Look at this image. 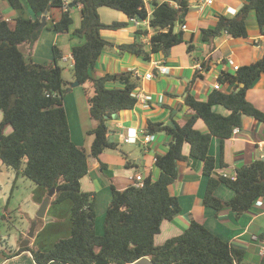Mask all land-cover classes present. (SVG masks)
I'll return each mask as SVG.
<instances>
[{
    "label": "trees",
    "instance_id": "1",
    "mask_svg": "<svg viewBox=\"0 0 264 264\" xmlns=\"http://www.w3.org/2000/svg\"><path fill=\"white\" fill-rule=\"evenodd\" d=\"M6 1L19 14L13 26L4 18L0 19V162L17 174L21 172L46 192L54 188L51 204L71 202V227L67 237L57 240L48 249L28 244L6 255L11 257L29 251L36 264L51 261L129 264L143 256L158 264H246L244 250L230 245L195 220H191L180 235L162 244H155L154 236L160 231L162 221L172 219L180 209L177 197L168 187L177 176V162L188 160L189 156L201 161L202 173L208 177L203 196L205 206L215 210L228 206L240 214L252 208L257 197L264 195L262 159L238 167L235 179H231L214 175L215 159L208 150L212 137L220 140L222 148L224 139L232 136L235 127L240 128L243 116L264 122V113L246 98L249 86L264 73V53L233 73L222 71L218 75L217 81L232 84V91L213 89L206 100H199L187 90L184 102L193 113L185 122H176L174 126L160 121L147 122V133L164 132L171 138L167 151L155 157L159 175L156 179L145 177L139 186L131 183L118 189L111 184L103 231L98 234L94 195L81 189L80 180L88 172L89 155L98 157L104 150L118 147V143L107 136L106 122L120 110L134 107L137 100L132 92L138 82L134 71L90 76L89 70L101 51L112 46L100 31L116 30L128 24L126 21L102 22L98 8L106 6L119 10L128 19H148L149 26L155 30L149 38L150 53L167 52L183 41L182 29L174 28L185 21L187 0L154 2L149 13L144 0H69L65 7L64 0ZM71 3L74 5L70 6ZM23 4L30 8L32 17L23 14ZM75 6H80V25L73 34L83 37L84 42L71 48L72 75L79 84L90 83L92 92L87 96V103L90 116L96 120V126L88 131L93 135L88 151L71 139L62 104L68 88L62 67L58 65L61 50L55 45L52 47L53 60L49 64L27 60L23 51L24 48L26 53L33 52L42 30L38 28L41 17L52 15V10L59 11V16H50L49 28L57 34L68 32ZM251 11L264 34V0H248L234 16L220 14L213 27L201 29L202 41L210 42L222 32L232 37L245 36L246 20ZM136 34H147V31L138 30ZM120 49L148 55L143 45L136 41L122 44ZM200 67L198 71L205 70L208 64L202 62ZM110 82L121 85L108 86ZM214 106H222L229 113L216 112ZM197 119L204 122L206 131L194 127ZM6 126L11 128L8 133H4ZM184 143L189 145V156L182 152ZM220 184L234 191L231 199L224 201L215 196L214 191Z\"/></svg>",
    "mask_w": 264,
    "mask_h": 264
},
{
    "label": "crops",
    "instance_id": "2",
    "mask_svg": "<svg viewBox=\"0 0 264 264\" xmlns=\"http://www.w3.org/2000/svg\"><path fill=\"white\" fill-rule=\"evenodd\" d=\"M69 2V0H65ZM167 0H144L148 13L152 10V3H161ZM248 0H187V13L184 23L186 29L177 25L183 31V41L172 46L167 52L150 53L149 38L155 31L148 24V19L140 20L136 25L132 18L121 11L106 6L98 8L99 18L104 23L112 21H126L128 24L116 30L102 29L101 36L112 43L104 48L94 66L89 70L90 76L95 78L106 73H119L124 71H137L138 82L135 91L142 90L151 95L145 103H136L130 109L120 110L115 117L107 120V136L111 141L117 142L116 149H106L98 157L88 156V172L81 178L80 187L83 191L92 192L94 195V208L97 219L101 218L111 199V184L118 189H123L133 183L134 175L140 174L143 179L150 176L156 179L159 169L155 164L156 155L167 151L170 136L164 132L147 133L148 121L174 123L185 122L193 113L184 102L187 90L197 99L206 100L217 82L218 75L222 72L233 73V65H247L258 60L264 53V34L261 33L254 11H251L246 20V35L232 37L225 32L215 36L210 42H203L201 29L213 27L220 14L234 16L240 7ZM173 3V2H171ZM176 5V3H174ZM234 9L230 14L227 9ZM23 14L32 17L30 8L23 4ZM19 12L13 9L6 0H0V19L4 18L14 25V19ZM51 17L57 18L59 11L52 10V15L46 16V22ZM73 19L68 32L57 34L53 30L42 27V31L35 43L32 53L24 55L27 60L37 63L49 64L53 60L52 47L57 46L62 57L73 64L71 48L82 44L84 38L73 34V30L80 25V6H75L71 11ZM177 28V29H178ZM138 30L147 31V34L137 35ZM140 42L147 56L138 55L121 50L120 45ZM190 46V47H189ZM231 59L232 63L228 62ZM206 62L207 69L198 71V64ZM165 65L166 72L160 73L159 66ZM147 72H153V77H147ZM198 72L200 76H198ZM74 81V79L72 80ZM120 83L110 82L108 86H118ZM68 88L62 98L70 128L71 139L78 146L89 150L93 135L88 131L96 126L89 113L87 96L92 92L90 83L79 84ZM222 91H232L230 83H220ZM246 98L255 107L264 113V73H261L246 91ZM214 110L223 115L229 113L222 106H214ZM0 111V120H1ZM194 127L206 131L207 127L201 119H197ZM128 128L136 131V142L124 143L122 135ZM238 134L224 139L222 148L220 140L212 137L209 145V154L215 159L214 175L223 173L231 176L243 164L255 159L264 161V122L250 116H243ZM6 126L4 133L10 132ZM145 134H151L149 142L143 141ZM182 152L189 156V145L184 143ZM200 160L191 158L177 162V176L169 185L171 194L177 197L179 211L172 219L162 221L160 231L154 236V243L159 245L165 240L180 235L195 220L211 232L218 235L230 245L244 250L246 264H264V216L253 206L237 214L228 206L220 210L203 204V196L208 177L202 173ZM11 170L1 165L0 175L6 178ZM9 176V177H8ZM42 188V187H41ZM216 197L226 201L233 197L234 191L224 184H220L214 191ZM46 195L42 188L38 194L39 200ZM36 196V195H35ZM38 200V201H39ZM52 197L50 198L49 208ZM70 213L71 202L64 200ZM60 207V206H56ZM54 207V208H56ZM47 211V210H46ZM38 229V224L35 227ZM65 229V227H64ZM103 231V226H102ZM40 233V232H39ZM70 229L63 236L67 237ZM102 233V232H101ZM35 234V232H34ZM34 236V235H33ZM24 237V232L22 234ZM33 238V237H32ZM32 238L29 245L32 244ZM53 246V245H52ZM51 246V247H52ZM20 246L13 247L8 253L0 249V264H36L29 251L20 252L8 257L6 254L17 250ZM48 249L46 247L38 246ZM50 247V248H51ZM48 264H62L51 261Z\"/></svg>",
    "mask_w": 264,
    "mask_h": 264
},
{
    "label": "rangeland",
    "instance_id": "3",
    "mask_svg": "<svg viewBox=\"0 0 264 264\" xmlns=\"http://www.w3.org/2000/svg\"><path fill=\"white\" fill-rule=\"evenodd\" d=\"M44 26L52 30L49 28V23L42 27ZM58 65L62 67V76L66 84L68 82L71 84L73 75L70 60L59 59ZM7 127L9 129V126ZM23 164L24 160L21 166ZM10 176L6 178L3 174L0 175V249L8 253L13 247L20 246L27 238V233L33 224L35 227L38 224V229L36 231L34 228L32 244L35 247L50 248L57 240L62 239L71 227L70 213L66 204H50L44 217L38 218L36 212L44 198L39 200L41 197H38L42 188L24 177L21 172L17 174L11 171ZM102 226L103 216L98 219L96 216L95 228L98 234H101ZM23 232L24 237H22Z\"/></svg>",
    "mask_w": 264,
    "mask_h": 264
},
{
    "label": "built area",
    "instance_id": "4",
    "mask_svg": "<svg viewBox=\"0 0 264 264\" xmlns=\"http://www.w3.org/2000/svg\"><path fill=\"white\" fill-rule=\"evenodd\" d=\"M211 0H207V3H210ZM68 2H66L65 0L63 1V4H64V7L67 5ZM227 12L230 13V14H233L235 11L234 9H231V8H228L227 9ZM132 21L138 25L140 20L136 19V18H132ZM181 28L182 29H186V24L183 23L181 25ZM62 59L66 60L67 58L66 57H62ZM228 62L229 63H232L231 59L229 58L228 59ZM238 65H233L232 64V68L233 70H237L238 69ZM198 69H201L200 67V64H198ZM158 70L160 73H165L166 72V66L165 65H162V66H159L158 67ZM134 74L136 76H139L140 74L137 72V71H134ZM146 76L147 77H153L154 76V73L153 72H147L146 73ZM213 89H220V83L217 81L213 84ZM132 95L136 98L137 100V103H145L147 100L151 99V95L142 91V90H133L132 92ZM240 131V129L238 127H235L233 129V134H238ZM136 131L133 129V128H128L127 129V132L125 134L122 135V139L121 141L124 142V143H132V142H136ZM152 139V135L151 134H145L143 136V141L144 142H149L150 140ZM155 161V159H154ZM222 176L224 177H230L231 179H235V174L231 175V176H228L227 174L223 173ZM143 181V177L142 175L140 174H136L134 175V181H133V184L135 186H139L141 185V182ZM253 206L259 211V213L261 215L264 216V195H261L259 197H257L254 202H253Z\"/></svg>",
    "mask_w": 264,
    "mask_h": 264
},
{
    "label": "water",
    "instance_id": "5",
    "mask_svg": "<svg viewBox=\"0 0 264 264\" xmlns=\"http://www.w3.org/2000/svg\"><path fill=\"white\" fill-rule=\"evenodd\" d=\"M73 5H74L73 3L70 4V6H73ZM45 22H46V16L43 15L41 17V22L39 23L38 28L42 27L45 24ZM177 28L178 27L175 26L174 29L177 30ZM77 85H79V82L75 80L70 84V87H74ZM115 116H116V114L112 115V117H115ZM165 123L172 125V126L175 125V123L172 120H168ZM54 193H55L54 188H51L50 190H48L46 192V195L44 196V198H43L42 202L40 203L39 208L36 212V215L38 218L44 217L46 210H47V207H48L49 202H50V198L54 195ZM34 228H35V224H33L32 227L30 228L29 232L27 233V238H25V241L20 244V247H23V246L29 244V239L32 238L34 235ZM129 264H158V263L151 260L148 256H143V257H140L139 259H137L133 262H130ZM171 264H177V263H171Z\"/></svg>",
    "mask_w": 264,
    "mask_h": 264
}]
</instances>
